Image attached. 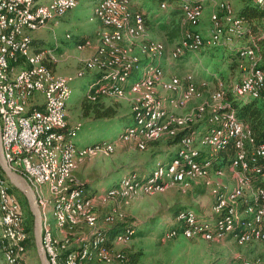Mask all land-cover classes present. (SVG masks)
<instances>
[{
    "label": "rangeland",
    "instance_id": "obj_1",
    "mask_svg": "<svg viewBox=\"0 0 264 264\" xmlns=\"http://www.w3.org/2000/svg\"><path fill=\"white\" fill-rule=\"evenodd\" d=\"M37 1L38 4L43 5L47 0ZM191 1H199V3L202 2V4L204 5V0H186V3ZM128 2L130 14L132 17H137V12L133 8V3L139 8L143 9V12L145 14L149 13L152 18H154L155 15H159L160 17L161 15L166 14L169 10V3L167 2L159 3L155 0H129ZM186 3H182L181 5H184ZM221 3H228L230 6H232L236 17H238L237 13L244 6V0H216V7L218 8L219 13H213L211 15L210 20L213 24L210 33L206 35L201 30H194V27L201 22L203 18L202 14H204V11L201 14L200 19L195 23L189 22L186 20V18H184V21L191 26V29H187L186 32L195 33L196 35H200L201 37H203V39H205L206 41H209L211 33L213 32L214 20H219L222 24V29L225 30L230 25L232 18L230 17L231 19H229L225 15L226 13L224 14L220 10ZM163 5H165L164 8ZM95 8V0H77L76 6L65 16L51 20L48 23L49 26H45V28H42L29 35L34 42L35 49L37 51L49 50V57L53 61L57 62L61 58V52H63L66 47H76L78 44L86 43L83 42L82 39L80 40L81 43L76 44L77 40H79L81 36L92 34L98 27L100 21L95 15ZM205 13L207 14L208 11H205ZM139 15L142 14L139 13ZM213 16L215 18L212 19ZM56 22L60 24L54 27L53 24ZM153 31L157 32L155 30ZM158 33L160 32L151 35L150 29L146 27L144 34L139 39L125 36L123 41L127 38L126 41H122L123 43L121 42L120 46L124 51L126 64L132 66V75L129 79V82L126 85L124 84L125 86L123 87V93H111V95H108L107 97L111 98L110 101L108 100L110 102V105L117 109V115L111 118L97 119L95 118L93 113L84 115L82 109L83 104L85 102H88V93L90 95L92 90L98 87H107L108 85L112 84L108 79H112L109 72L111 70L101 72L96 69L103 76L106 75V81L103 85L100 86H98V83L96 81V83L93 84L90 88V85L94 81L93 76L90 73L85 74L84 72L89 71L86 70V64L94 56L88 59L82 58L80 60V65L78 66V68L73 72L71 70L69 73H67L64 61L60 60L59 63L57 62L58 64L56 65V75L58 77H68V80L71 79L69 80L71 81V93L70 99L67 104L66 124L68 129H74L75 131L72 138H74V142L76 143L75 149L76 151L80 152V156H76L74 168L69 173L66 184L64 185L66 188L58 192H53L51 190L44 191V195L46 196V200L48 202L52 203L53 201H59L65 196L67 192L72 190H79L77 186L79 184L86 183L78 176L77 170L88 159L101 155H95L96 153H111L110 155H101L110 157L116 151L117 146L122 143L130 141L127 143L136 145L138 139H134L133 137H131V134L127 136L125 135L127 133H131L130 131L132 129L133 131L139 129L140 124H138L137 122V117L141 115V107L144 103L145 105L147 104L146 102H149L152 105L158 103V105H160V109H165L167 112H169L172 119L187 124H189L188 121L197 124L204 119L205 112L208 111V113H210L213 111L214 113L219 109L220 106L223 105V102L214 101L213 96L216 93L220 91H224L225 93L230 91L233 93V87L250 78L254 73L257 72L259 68L264 70L262 59L260 60V58L258 57V53L255 54V52L251 50L248 59H243L240 56L241 49L238 52L234 47L232 49L227 47L234 44L236 40L240 39L238 37L235 41L228 42L227 46L225 47H213L205 45L204 47L193 51L187 46L184 47L185 34L182 38L176 41L173 46H170L167 42L162 40V37H160ZM245 33L246 29L243 32V36L241 38L245 36ZM31 35L33 36V38ZM67 36H69L70 38H67ZM36 37H38L37 40ZM36 44L37 46H41L43 49L36 48ZM100 45L99 49L101 48ZM150 47H155L152 53L149 52ZM247 47L248 46H245L243 48ZM52 49L55 50V52ZM184 55H187L183 57L185 59L181 58ZM238 55L239 61H241L240 59H242L247 60L244 61L245 64L249 63L248 67L245 66V70H242L240 67L232 63L236 58H238ZM41 56L45 58L44 55L41 54ZM56 56L59 57V59L57 58L58 60L56 59ZM46 59L49 58L46 57ZM162 60L177 61V63H181L183 66L176 71V75L168 76L166 74L164 65H162L161 63ZM148 66L153 68H160L162 70V74L157 78H153L154 83L151 87H143L140 91L134 90V84L143 83V81L147 79L148 76L146 74V67ZM170 67L172 66L170 65ZM197 74L202 75L204 79H198L196 77ZM191 77L193 81L191 80ZM210 78H215L216 81L210 80ZM175 79H178L179 81V84L177 86L174 85ZM190 86L191 88H193L192 98L182 103V97L185 91H187ZM212 87H214L216 92H212ZM197 93H200L202 95L201 99L196 98L195 94ZM233 95L235 94L233 93ZM171 100H176V105L171 104ZM201 107L205 108V111L203 113L204 115L202 116H200ZM134 110L137 111L136 115L134 114ZM68 114L73 120L72 123H70L68 120ZM167 122H169V119ZM197 133H194L192 135L191 139L194 143L191 150L197 153H207L210 156L212 154L211 151L201 144V137L204 133ZM140 135L142 134L139 132V136ZM160 135L161 133H159L155 138L160 137ZM68 138L69 140H73L70 137ZM145 138L146 139L143 140H152L151 138ZM163 138L168 137L163 136ZM95 144H103L107 145V147H109L108 145H112L113 152H109L108 150L104 149L96 150L90 148ZM147 144L148 142L145 143L144 149H140L136 145L140 150H144L140 151L137 148L134 149L137 158H152L155 155H158V157H166L170 156L173 152H175V150H177V147L171 146L172 144L167 139H162L150 143L148 145V148ZM89 148L91 149V151L89 150ZM199 158H201V155H199ZM168 164L159 163L152 171L150 177L156 174L157 169L160 168L159 166ZM235 174L234 175L236 182L234 183V185L228 182L214 181L213 176L223 177L226 176L227 173H225L224 170H221V172H219L218 169H215L212 166L209 174L203 177L187 179L182 183H177L176 185L170 187V182L173 181L169 176H166L163 180L164 189L159 193H147L145 190H140L137 192V194L129 196L128 199H123L121 197H113V195H109L108 193L111 189L107 190L106 192H100L98 195H96L98 199L91 200L92 207L97 208L98 210L95 215L97 218V223L95 224V226L98 234H92L91 240H89V232L82 231H89L90 223H88L80 215H75L74 218L78 221L79 227L77 226L72 230V236H69L68 230H63L62 232H64L66 235L64 233L63 235H61V232L58 231L60 235L57 236L56 234V238L59 241H65L66 239H68V237L82 238V240H86V242L92 241L95 235H103L102 232L106 228L115 225V221L113 223H109L106 221V219L109 218L107 216V213L112 211V214L115 216L117 222L123 220L126 216L128 224H132L135 227L132 228L135 229L136 234L134 230L130 229V231L127 228L123 232L118 233L110 242L112 249L108 251L106 260L98 264H118L117 257L119 256V254H123L124 246H126L127 250L141 253L139 261L136 264H241V262L242 264L264 263V240H253L249 242H243L241 240L240 242L237 238L232 237L221 240H208L201 236L195 238H187L183 236L182 233L175 234L172 232V230L176 227V218L172 209L177 210L186 208V211L193 210V212L198 216L200 215L201 217H215V219H217L218 217L215 214L217 213L219 215V218L216 221L222 218L223 215L221 214V212H215V210L213 209L221 195L226 194L227 192L234 191L237 187L242 186V178L238 175V171ZM115 176L116 177L114 181L120 179L121 174H116ZM132 176V174H130V176H125L121 181H124L126 178ZM0 179H2L1 176ZM193 182H195V184H193ZM8 185L11 189L10 183ZM107 185L111 187L113 185V181H109ZM191 186L192 188L188 189ZM4 187L6 186L4 185ZM216 188H218V193H213L216 192ZM166 189L169 191H167ZM92 191L93 190H91V192ZM245 192L246 190L244 191V193ZM11 194L16 195L18 199V203L20 205L19 208H21V214L23 215L24 229L27 232L25 225L28 224L30 227L32 226L33 233L34 217L32 213L30 214L31 211L27 199L20 191L18 193L13 192ZM121 195L122 194H116V196ZM249 196L250 193H247L246 197ZM89 198L92 199L93 197H85L84 195L82 196V199ZM19 199L21 200L22 204ZM240 205L241 203L238 202V211ZM210 207H212L211 212H207V209ZM91 215H93V213H91ZM245 216L249 217L247 214H245ZM49 219L51 223L56 227V224L53 222L52 218L50 217ZM240 219L241 218H238L237 221H240ZM54 225L53 229L55 234L57 228H55ZM27 234L29 233L27 232ZM28 236L30 237V234ZM121 240H126V242H121V246H117V248L115 249L116 243H119ZM128 246L130 247L128 248ZM27 250L28 251L25 256L26 264H42L37 252L36 245L35 249L30 250L27 247ZM125 261L127 262V258H125ZM0 264H8L5 259V253L1 247Z\"/></svg>",
    "mask_w": 264,
    "mask_h": 264
},
{
    "label": "bare ground",
    "instance_id": "obj_2",
    "mask_svg": "<svg viewBox=\"0 0 264 264\" xmlns=\"http://www.w3.org/2000/svg\"><path fill=\"white\" fill-rule=\"evenodd\" d=\"M13 1H17L19 5L25 6H15L13 9H5L3 12H0V21L1 19L20 18V15H22V21H18L17 23L16 37L25 41V45H18L16 48V56H23L26 53L30 62L35 63V70L39 73L33 74L32 77L30 71H20V82L23 84H33L34 82V90L36 92H43V88L46 86V80H49L50 78L65 80L62 84L61 94L54 102L52 108V119L56 123V126L47 128L43 133L37 134V157L40 158L44 171L43 174H41L36 171L35 167L28 163H22L17 156V147L26 134L25 122L36 117V110L17 112V107L19 109L34 108V101L30 100L27 95H21V84H14V86H12L11 71H18L19 61H12L11 68H4V65L0 62V120L1 141L4 156L8 161L10 168L25 176L32 186L34 193H36L35 196L42 213V243L50 264H98L107 258L108 250L103 247L106 240H108L106 237L95 235L92 241L86 242L84 250H81L80 246L74 248L71 247L72 249L65 248L64 242L59 241L56 238L53 229L54 224L49 220L50 217L53 218L56 228L59 231L68 230L69 236H72V230L77 226L79 227L78 221L74 218L75 215H80L90 224L94 222L96 224L97 218L95 215L97 212L95 215H91L93 212L80 211V207L83 203L84 208L93 207L91 198L82 199L83 194L78 190L69 191L61 200L53 201L52 203L48 202L44 195L45 190L58 192V186H64L66 184L68 175L74 168L76 156L79 155L73 154V148L76 147L74 138H72L75 133L74 129H70L64 133L61 132L65 130L67 126V104L71 93L70 81L64 77H58L56 72L50 69L45 63V58H43L35 49L34 42L29 35L38 31V29L26 27L35 26L36 18H41V20H38V27L44 28L51 20L61 18L69 12V10H60L56 15L55 10L53 9L54 6L71 7L72 10L77 4V0H53L48 5H40L35 0ZM128 1L129 0H101L95 9V15L101 21L104 31L100 34L101 48L97 55L87 62L86 70L92 71L97 69L101 72L111 70L109 72L112 79L107 78L114 84L112 89L117 88L119 85L127 84L132 75V66L126 64V57L120 46L121 42L125 36L139 39L146 29L142 25L146 24L144 19L131 16ZM255 2L264 8V0H255ZM183 3H186V0H184ZM188 3L182 5L183 13L185 14L187 21L195 23L200 19L204 10V5L202 2L199 3V1H191ZM164 7L165 5H163V8ZM112 8L126 10V16L120 17V24L109 23L105 17V9ZM220 9L230 16H234L235 14L234 9L228 3H221ZM244 31V23L237 18H233L230 25L225 30L222 29L220 22L216 21L214 22L213 32L211 33L209 41H206L203 37L196 35L195 33L188 34L184 39V47L187 46L195 51L205 45L213 47L221 46L223 44L227 45L228 42L235 41L237 37L241 38ZM0 36H2L5 45H12V31L9 30V25L0 26ZM78 48L82 49L83 46L79 45ZM154 48L155 47H150L149 52L152 53ZM250 52V48H242L240 50L241 58L248 59ZM120 63L126 65L128 71L127 68H119ZM148 67H146L147 79L144 80L143 83L134 84V90L140 91L143 87H151L154 83L153 78H157L162 74L160 68ZM174 83V85L177 86L179 84L178 79H175ZM104 88L106 87H98L94 90H107ZM192 93L193 88L190 86L182 97V103L190 100L192 98ZM233 93L237 98L242 100L262 99L264 96V83H259V76L256 72L243 83L233 87ZM225 95L226 93L224 91H220L213 96L214 101H219L222 98L223 105L212 114L209 121V127L201 137V144L211 151L212 154L210 156L212 157L218 154L221 150H224L226 145L233 141L237 153L231 167L235 168L238 166L237 154L239 155V161L248 160L246 147L252 143V132L237 120L234 111H231V106L229 104H224ZM195 96L196 98H202L200 93L195 94ZM146 103V105L145 103L142 105V113L137 117V122L140 124L139 129L136 131H133V129L131 131L129 130L131 133L125 135L127 136L131 134V137L138 139V143L141 140L146 139L145 137H156L163 130H166L168 125L174 126L177 129H183L195 125V123L191 121H188L189 124H187L172 119L171 115H168L165 109H160L158 103L154 105L149 102ZM40 107L41 109H49V99H41ZM204 111L205 108L201 107L200 116L204 115ZM134 114H136V112H134ZM165 115L167 117H165ZM228 117L232 122V125L227 127L228 136H223L218 140H214L213 143L206 141L211 138V134L215 132V128L216 132H224V130H226ZM162 119H164L165 124L162 127H156V124ZM168 119L169 122H167ZM10 125L12 128L9 133ZM60 127L64 128L60 130ZM139 132L142 135L139 136ZM192 135L182 140L181 146L183 147V150L178 154L177 158H175L170 164L165 165V168L162 167L163 165L159 166L160 168L157 169L154 176H149L145 182L139 183L137 182V176L133 175L132 177L121 181L117 185L118 188L111 189L108 194L113 195V197L128 199L129 196L137 194L140 190H145L147 193H159L164 189L163 180L166 176H169L174 183H182L187 179L203 177L209 174L212 169V162L210 160L198 162L196 159L199 158V155L201 154H191V149L193 148L194 143L191 139ZM68 137L73 140H69ZM108 146L109 147L101 144L100 147H96L95 149H104L113 152V146ZM259 147H263V150H254L251 160L253 165L256 164L259 156H264V144ZM252 167L254 169L256 168V166L241 167L242 173L248 174ZM174 171H177V175H173ZM218 171L221 172V170ZM7 182L6 180L0 179V225L2 227L0 247L5 253V259L8 264H26L25 256L28 250L27 246L23 243L28 240L29 236L24 229V220L19 208L18 199L16 195L10 193V187L8 185L9 181L7 180ZM4 185L8 189L4 187ZM250 187L251 183L249 180L245 193V186L242 184V186L236 188L234 191L227 192L219 197L214 210L215 212H221L223 217L214 224H204L199 221L196 214L191 210L183 211L176 217V227L172 232L176 230V232L173 233L177 234L178 229H180L179 234L182 233V235L187 238L201 236L208 240H214V238H209V235L223 237L222 239L231 237L237 238L240 242L241 240L243 242L264 240V215H260V207L249 205L250 198H261V190L264 191V189L252 191L250 192V196L246 197L248 190L251 191L249 189ZM7 192L15 199V212L18 215L19 228H17L15 220H9V214L7 213ZM116 194L122 195L116 196ZM239 201H241L243 205H247L243 213L250 217L249 222L242 223V220L237 221L238 218H240V214L237 212V203ZM106 221L113 223L117 220L109 217ZM196 232V235H190L195 234ZM116 248L115 245V249ZM71 256L74 257L72 258ZM119 259V263L122 262L124 264L125 260L123 259V256L119 257Z\"/></svg>",
    "mask_w": 264,
    "mask_h": 264
},
{
    "label": "trees",
    "instance_id": "obj_3",
    "mask_svg": "<svg viewBox=\"0 0 264 264\" xmlns=\"http://www.w3.org/2000/svg\"><path fill=\"white\" fill-rule=\"evenodd\" d=\"M155 1H158L159 3L167 2V3H169V5L180 4L181 8L175 7L174 9H172L171 14L175 15V16L182 15L183 22L181 19H179L178 22L175 24V28H173V30L170 31V35L172 37L175 35H177V36L181 35L180 38H182L183 35L185 34V32L187 31V29H191L190 24H188L184 21V15L185 14L183 13V8L181 5L184 2V0H155ZM137 11H138V13L142 14V15H139L140 18L144 19V21L146 23V27L148 29H150L151 18H149L148 14H145L143 11H141V10H137ZM237 14H238V17H236L234 15V18H237L244 23L246 33H245V36L243 38H240V39L236 40L235 42H238L241 40H246L250 34L252 36H254L256 45L255 46L251 45V44H247V45H251V46H249V48L253 52H255V54L257 53L256 48L257 47L259 48L258 53L260 54V56L262 58V63L264 65V8L261 5L257 4L255 2V0H244V6ZM181 26H182V28H181ZM162 27L165 29L167 27V25H163ZM188 34H194V33L187 32L185 34V36ZM247 45L241 46L239 48V50L242 49L243 47L247 46ZM35 46L38 49H42L41 46H37V44ZM221 46L225 47L227 45L223 44ZM185 56H187V55H184L181 58H183ZM181 58H179V59H181ZM183 59H185V58H183ZM44 61L50 67V69H52L53 71H56L55 70L56 69V63L54 61L51 62L49 59H46V57H45ZM232 63H234L238 67L240 66L241 63L239 62V55H238V58H236ZM105 78H106V75L105 76L101 75V80H102L101 85H103L105 83V81H106ZM202 79H204V78H202ZM99 80H100V76H99ZM210 80L216 81L215 78H210ZM113 85H114L113 83L108 85L106 87L107 90H104V91L92 90L91 94L89 95L88 102H85L83 104V107H82L84 115H89V114L93 113L95 118H97V119H99V118H111V117H114L117 115V109H115L112 105L106 106L102 101L104 98H107L108 95H111V93H115V94L123 93V91H124L123 87L126 84L125 85L124 84L119 85L115 89H112ZM224 100H225L224 104L225 105L229 104L231 106V111L235 112V114H236L235 116H236L237 120L239 122H241L242 124H244L252 132V143L246 147L247 154H248V160L251 163L252 155H253V152L256 149V147H259L260 145L264 144V96L262 97V99L257 98V99L242 100V99L237 98L235 95H233L232 92L228 91L225 95ZM212 113H213V111L210 113H207L206 116L204 117L203 121L207 119V123H208V121H210ZM167 114L170 115L169 112H167ZM203 121H200L202 123L199 122V124L197 123L193 126H189V127L183 128V129H177L174 126L168 125L167 129L163 130L161 132L160 137H157V138L153 137V138H151L152 140H141L139 143L137 142L136 145L140 149H144V145L146 142H148V144H147V148H148V145L150 143H153V142H156V141H159L162 139H167L172 144L171 146L177 147V150H175V152H173L170 155V156H172V158H171L169 163H171L175 158H177L178 154L183 150V147L181 146L182 140L186 137L191 136L193 133L201 132L200 128H196L197 126H201V127L203 126L204 129L207 127L206 122H203ZM164 124H165V121H164V119H162V120H160V122H158L156 124V127H162ZM68 130H70V129H68V127L66 126V129L61 131V132L64 133V132H67ZM163 136L168 137V138H163ZM155 139H157V140H155ZM128 142H130V141H128ZM127 144H129V143H127ZM131 145L135 146V148L140 150L135 144H131ZM141 145H142V147H141ZM100 146H101V144H95L93 147H90V148L95 149L96 147H100ZM90 148H89V150H91ZM235 150L236 149L234 147V143H233V141H231L230 143H228L226 145V148L224 150H221L218 154H216L212 157L209 156L208 154H202L201 158H197L196 160L198 162H203V161L205 162L207 160H210L212 162V166L215 169L225 170L222 167H225L228 164H230V165L232 164L234 158L236 157V153H237V150H236V152H235ZM140 151H144V150H140ZM255 165H258V166H256L255 169L252 167L248 174L247 173L243 174L242 169H241L242 175H248L249 176V180L251 183V187L249 188L251 190L250 192L257 191L258 189H264V156H259ZM164 166L165 165H163L162 167L165 168ZM219 166H222V167H219ZM136 173L137 172H135L134 174L137 176V182L143 183L147 180V179L144 180L143 177H140L142 175H140L139 173H137V174ZM0 176L2 179L7 180V177H6L4 171L2 170L1 167H0ZM200 180H202V179H200ZM242 182H243V179H242ZM193 184H195V182H193ZM117 185L116 184L113 185L112 188H118ZM77 188L79 189L78 191L82 192V194L85 197H94L100 193L97 191H95L96 193L91 192V186L89 183L79 184L77 186ZM191 188H192V186L188 189H191ZM13 192L18 193L19 190H17L15 187L11 186L10 193H13ZM20 202H21V200H20ZM239 202L241 203V206L239 207V212L243 213L245 211L247 205H243V203L241 201H239ZM21 204H22V202H21ZM249 205L253 206V207H260V205H264V199H262V198L255 199V198L251 197L249 200ZM187 208H191V207H187ZM186 210H187L186 208L177 209V210L172 209V211L175 214V218L181 212L186 211ZM20 211H21V208H20ZM237 212H238V208H237ZM30 214H31V212H30ZM249 218L250 217H247V218L245 217V221H242V223L249 222L250 221ZM25 226H26L27 232L30 234V237L23 244H25L30 250L35 249V241H34V236L32 233V226L30 227L28 224ZM132 227H134V226L132 224H128V222L126 220V216H125L123 220L118 221L117 223H115V225L106 228L102 232V234L108 240H106V243L103 245V247L106 248L108 251L110 249H112L110 242L113 240V238L118 233L123 232L126 228L128 230H130V229L133 230L135 228V227L134 228H132ZM134 231H135V229H134ZM177 233H180V229H178ZM135 234H136V231H135ZM135 234H134V236H135ZM103 235H101V236H103ZM123 251H124L123 254H119V256L117 257L118 258V264L121 263V262L119 263V261H120L119 257H121L123 255H124V260H125V258H127V262L126 261L124 262V260H123L124 264H136L139 261V257L141 255L140 252H132L131 250H127L126 246L123 247ZM243 258H245V257H243ZM243 258H242V261H243ZM241 264H242V262H241Z\"/></svg>",
    "mask_w": 264,
    "mask_h": 264
},
{
    "label": "crops",
    "instance_id": "obj_4",
    "mask_svg": "<svg viewBox=\"0 0 264 264\" xmlns=\"http://www.w3.org/2000/svg\"><path fill=\"white\" fill-rule=\"evenodd\" d=\"M35 1H37V0H35ZM52 1L53 0H47L46 3L43 4V5H48ZM95 1H96V7H97L99 5V3L101 2V0H95ZM204 6H205V9L203 10L204 11V14H202L203 15V18H202L201 22L197 26L194 27V30H196V31L201 30L204 34L207 35L208 33H210V30H211L212 24H213L211 22V20H210L211 15L213 13H219V10L216 7V0H204ZM175 7L181 8L180 7V4H178V5H175V4L169 5L168 12L166 11L167 13L161 15L160 17H159V15H155V17L152 18V16H150V14L148 13L149 18H151V25H150L151 35H154V33L160 32L158 34L160 35V37H162V40H164L165 42H167L170 46H173V44L176 41H178L179 38H180V36H181V35H179V36L175 35V36L172 37L170 35V31H172L173 28H175V24L178 22L179 19H181L182 22H183L182 15L175 16V15H172L171 14L172 9H174ZM133 8L135 10L144 11L143 9L139 8L138 6H136L134 3H133ZM205 11H208V13L206 14ZM151 14H153V13H151ZM225 15L229 19L232 18V20H233V18H234L233 16H228L227 14H225ZM214 16L212 17V19L215 18ZM184 18H185V15H184ZM216 21H219V20H214V22H216ZM58 22L54 23L53 26L54 27L58 26L60 24ZM101 24L102 23L100 21L98 27L95 29V31L92 34H90V35H83L76 42V44L77 43H81L80 40L83 39V42H86V43L78 44L76 47L75 46L66 47L64 49V51L61 52V55H60L61 58L60 59H59V57L56 56V59L57 58L59 59V60L57 59L58 60L57 61L58 63H59L60 60L65 62L64 65H66L67 73H69L71 70H72V72L75 71L78 68V66L80 65V60L82 58L88 59V58H90L92 56L97 55L96 53H98L97 51H99L98 49H99V45H100V42H101V40L99 41L100 34L104 31L103 25H101ZM220 24H221V22H220ZM163 25H167V27L164 29L162 27ZM47 26H49V24ZM221 26H222V24H221ZM181 28H182V26H181ZM156 29H158V30H156ZM153 30H155L157 32H154ZM32 38H33V36H32ZM37 38L38 37H36V40H37ZM67 38H70V37L67 36ZM126 39L124 41H126ZM36 40H35V42H36ZM91 40H94V42H90ZM247 44H251V45H254V46L256 45L255 44V37L252 36L251 34L248 36V38L246 40H241V41L235 42L234 44H232L230 46H227V47H229L230 49H232L234 47V48H236V51L239 52V48L241 46L247 45ZM79 45H82L83 48L82 49H79L78 48ZM247 46L249 47L250 45H247ZM85 47H87V48H85ZM100 47H101V45H100ZM256 49H257L256 52L258 53L259 48L257 47ZM53 51L55 52V50H53ZM38 53L44 55L45 57H48L51 62L53 61L49 57V55H50V51L49 50L38 51ZM258 57L260 58V60L262 59L259 53H258ZM240 60L241 61H239V62L241 64H240L239 67L242 70H245L244 68L248 67L249 63H246L247 64L246 65L244 63V61H247V60H242V59H240ZM54 62L56 63V65L58 64L56 61H54ZM161 63H162V65H164L166 74L168 76H170V75H176V71L178 69H180V67L183 66L181 63H177V61H171V60H162ZM170 65L172 67H170ZM84 73L85 74L86 73L87 74L90 73L93 76L94 81L90 85V88H91V86L93 84L96 83V81L98 83V86H100L102 84V80H101V75L102 74L100 75V73L97 70H92V71H87V72L85 71ZM98 75L100 76V80H99V76ZM177 75H180V74H177ZM196 77L198 79H202L203 78L202 75H200V74L199 75L197 74ZM69 80H71V79H69ZM87 96H89V93L87 94ZM108 100L110 101L111 98H104L102 100L103 103L106 106L110 105V102ZM115 101H121V100H115ZM175 101L176 100H171L170 103L176 105V102ZM66 120H67V117H66ZM68 120H69L70 123L73 122V120L71 119V117H70L69 114H68ZM203 122H206L207 127L204 129L203 126L202 127L201 126H197L196 128H200V131H201V133H199V134L204 133L208 129L209 123H207V119L204 120ZM200 123H202V122H200ZM116 141H117V139H116ZM134 149H135V146H133L131 144L122 143L119 146H117L116 151L110 157H105V156H101V155H110L111 153H107V152L106 153H102V152L101 153H96L95 155H97V154H101V155L95 156V157L91 156V157H93L91 159H88L87 158L88 160L85 163H83L78 168L77 174H78V176L82 180H84L86 183H89L90 184L91 190H93L92 192H95V191H98V192H106L107 190L112 189L113 185L119 184L120 181L125 176H128V175L130 176V174L135 175L134 174L135 172H137L140 175H142L140 177H143L144 180L147 179V177L149 178V176L151 175L152 171L156 168V166L159 163L168 164L170 162L171 158H172V156L158 157V155H155L152 158H145V159L144 158H141V157L140 158H137ZM83 161H85V160H83ZM229 165L230 164H228L225 167L219 166V167H222V168L225 169V173H227V175L226 176H223V177L213 176V180L214 181H221V182H228V183H232L234 185V183L236 182V179H235V175L236 174L235 173L237 171L231 170L233 168L231 167V165L230 166ZM116 174H121V177H120V179L114 181L115 180V177H116L115 176ZM111 180L113 181V185L111 187H109L107 184ZM176 184L177 183L170 182L169 187L170 186H174ZM173 188H175V187H173ZM167 191H169V190H167ZM248 193H250L249 190H248ZM211 208L212 207L208 208L207 209L208 210L207 212H209V211L211 212V210H212ZM238 213L240 214V218H241L240 220L245 221V217H246L245 214L244 213H240L239 211H238ZM215 214L218 216L217 217V219H218L219 218V215L217 213H215ZM197 217H198V219L201 222L206 223V224H213L217 220V219H210V217H207V216L201 217L200 215L199 216L197 215ZM52 220H53V218H52ZM53 222H54V220H53ZM54 227H55V225H54ZM0 229L2 230L1 225H0ZM58 231L59 230L56 229L55 236H56V234H57V236H59L60 234L63 235L64 232L59 231V232H61L59 234ZM65 235H64V237H65ZM74 247H77V246H72V248H74ZM129 247L130 246H128V248Z\"/></svg>",
    "mask_w": 264,
    "mask_h": 264
},
{
    "label": "built area",
    "instance_id": "obj_5",
    "mask_svg": "<svg viewBox=\"0 0 264 264\" xmlns=\"http://www.w3.org/2000/svg\"><path fill=\"white\" fill-rule=\"evenodd\" d=\"M15 6H25V5H19L17 1H13V0H0V12H3L5 9H13ZM53 9L55 10L56 15L59 13L60 10L71 11V7H65V6H54ZM125 16H126V10L118 9V8L105 9V17L107 18L109 23L120 24V17H125ZM139 17L140 16H138V11H137V18ZM38 20H41V18H36L35 26H26V27L36 28L38 30L42 29L38 27ZM18 21H22V15H20V18L1 19L0 21V26L9 25V30L12 31V45H5L2 36H0V62H2V64L4 65V68H11L12 61H19L18 71H11L12 86H14V84H21V95H27V97L30 100H33L34 108L19 109L17 107V112L26 111V110H36V117L32 118L28 122H25L26 134L24 135V139L22 140V142L17 147V156L22 163H28L29 165L35 167L37 172H40L41 174H43L44 171L42 168V162L40 161V158L37 157V134L43 133V131L47 128L56 126V123L52 119V108L54 106V102L57 100V98L61 94L62 84L64 83L65 79L50 78L49 80H46V86L43 88V92H36L34 90V82L33 84H23L20 82V71H30V75L32 77H33V74H39V73H37L35 70V63L30 62V59L28 58L26 53L23 56H16V48L18 47V45H25V41H22L16 37ZM142 25L143 27L146 28V24H142ZM90 42H94V40H91ZM167 52H168V49H167ZM119 68H127V71H128V67H126V65L122 63H120ZM257 74L259 76V83L260 84L264 83V70L259 68L257 70ZM191 80H192V77H191ZM104 89H107V88H104ZM212 92H216L214 87H212ZM41 99H49V109H41L40 107ZM219 102H223V99L221 98ZM134 112H137V111L134 110ZM207 112H205V115ZM227 115H228V112H227ZM165 117L167 116L165 115ZM229 125H232V122L230 121L228 117V124L226 125V130H224V132H216V128H215V132L211 134V138L206 141H209V143H213L214 140H218L223 136H228L227 127ZM11 128L12 126L10 125L9 133H10ZM62 128L64 127H60V130ZM8 138H9V135H8ZM237 139H238V126H237ZM256 149L257 151H262L263 147H256ZM73 154L80 156V152L76 151L75 148H73ZM191 154H201L202 155V154H207V153H197L195 151H191ZM237 157H238V166H236L234 169H231V170H238V175L243 178V185L245 186V190H246V188L248 187L249 176L241 174V167L258 166V165L251 164L249 160L247 159L246 161H239L238 154H237ZM173 175H177V171H174ZM64 187L65 186H58V190L60 191ZM213 193H218V188H216V192H213ZM95 198H98V197L95 196L92 199H95ZM261 198H264V191L262 190H261ZM80 211L93 212L94 215L96 212H98L97 208H84V203L80 207ZM7 213L9 214V220H15L17 223V228H19L18 215L15 212V199L12 198L9 193H8V212ZM260 215H264V205H260ZM107 216L115 219V216L112 214V211L108 212ZM211 218H215V217H210V219ZM82 232H89V240H91V235L93 233H98V231L96 230L95 222L92 224H89V231H82ZM174 232H176V230ZM196 234L197 232L195 234H190V235L193 236ZM209 238L221 240L223 237H215L214 235H209ZM63 242L65 245V248H71L72 246H80L81 250L85 249L86 240H82V238H68L66 241H63ZM121 242H126V240H121L119 243H116V247L121 245ZM71 257L73 258L74 256H71ZM123 259H124V255H123ZM258 264H264V263H258Z\"/></svg>",
    "mask_w": 264,
    "mask_h": 264
},
{
    "label": "water",
    "instance_id": "obj_6",
    "mask_svg": "<svg viewBox=\"0 0 264 264\" xmlns=\"http://www.w3.org/2000/svg\"><path fill=\"white\" fill-rule=\"evenodd\" d=\"M0 166L4 171L7 180L10 185L19 190L27 199L30 211L34 217V241L37 248V252L42 264H50L47 257V253L43 248L42 243V213L38 204V200L35 193L24 176L12 170L6 160L3 152V146L1 141V125H0Z\"/></svg>",
    "mask_w": 264,
    "mask_h": 264
}]
</instances>
